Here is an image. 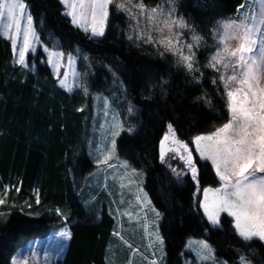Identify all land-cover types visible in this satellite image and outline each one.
<instances>
[{
  "label": "trees",
  "instance_id": "trees-1",
  "mask_svg": "<svg viewBox=\"0 0 264 264\" xmlns=\"http://www.w3.org/2000/svg\"><path fill=\"white\" fill-rule=\"evenodd\" d=\"M25 2L44 46L57 44L65 54L78 51L86 56L92 93L112 94L106 81L114 74L136 108L135 131L117 140V152L144 173V189L162 216L159 230L166 264H185L182 255L188 258L184 248L192 238L204 239L216 261L239 264L243 256L250 264H264V245L258 240L246 244L227 216L221 217L219 228H211L204 219L197 189L216 185L206 162L197 161L198 183L190 177L176 181L159 162V142L169 123L178 138L190 142L195 135L227 122L219 75L209 69L203 71L202 79L201 73H195L194 80L185 69L177 70L171 54L161 57L152 45L129 40L128 16L114 7H110L105 35L93 39L72 26L58 0ZM160 2L143 0L148 8ZM243 4L244 0H177L176 8L206 44L216 23L235 15ZM197 59L201 61L203 55ZM33 60L35 69L15 65L11 43L0 35V195L5 187L11 189L0 205V264H10L23 239L45 236L60 224L57 209L67 218L71 238L56 264H108L114 218L103 205L99 218L89 219L76 194L95 169L82 151L89 98L82 90L68 93L61 89L42 62L40 50ZM205 93L213 108L197 99ZM114 251L118 254L112 249L110 259Z\"/></svg>",
  "mask_w": 264,
  "mask_h": 264
},
{
  "label": "snow or ice",
  "instance_id": "snow-or-ice-1",
  "mask_svg": "<svg viewBox=\"0 0 264 264\" xmlns=\"http://www.w3.org/2000/svg\"><path fill=\"white\" fill-rule=\"evenodd\" d=\"M167 2L170 7L165 10L162 4L149 9L143 0H60L66 9L64 15L71 18L72 25L85 33L90 32L92 37L105 35L110 7H114L117 12L125 13L135 21L130 26L132 33L128 35L129 40H133L135 34L138 45L139 43L152 45L161 57H165L166 53L171 54L176 58L177 70L185 69L195 80V73L200 71L196 66L198 63L196 50L201 46L203 37L196 34L183 17L176 16L175 0H167ZM243 7L244 5H241V8ZM141 20L147 21L149 25L147 29L140 27ZM260 23L264 24V17H261ZM185 29L192 32V43L183 40ZM0 35L11 41L15 65L27 69L26 57L30 52L37 50L36 45L40 43L41 38L34 28V19L25 0H0ZM213 38L217 41L216 51L205 67L219 73L220 85L224 90L222 99L226 101L228 119L214 131L197 134L191 141L199 158L211 163L219 180V187L203 188V200L197 199V203L213 227L221 225V214L226 213L231 217L235 233L246 244L254 238L264 242V45L261 44L264 30L256 23H247L245 17L239 22H224L219 33L214 30ZM60 47L62 49V45ZM44 52L48 55L47 63L54 69V75L59 77L61 61L65 53L55 49L49 51L47 47L44 48ZM72 55V53L67 54L69 67L73 62ZM71 75L70 82L69 72L65 71L63 79L58 80L59 87L68 92L73 91L74 88H82L87 93L89 85L84 78L75 71ZM203 75L201 72V79ZM195 82L200 83L198 80ZM166 83L165 81L161 84L162 90ZM213 84L216 85V79H213ZM217 89L219 90V85ZM197 99H203L209 108L214 107L207 93ZM108 107L106 101V116ZM128 111L131 115L136 110L130 104ZM167 128V133L159 142L160 163H167L166 157L172 153L198 183V168L189 143L178 138L171 123ZM124 130L123 122L117 116H113L109 128L110 147L107 145L104 147L98 165L112 167L109 161L117 152L116 137ZM127 131L132 134L135 129L129 127ZM120 167L124 168L127 174L131 165L124 161ZM171 170L179 178L181 173L175 168ZM131 173L139 174L134 168L131 169ZM123 179L124 177H121V180ZM10 190L9 187H5V196ZM197 190L199 191V188ZM15 191L19 193L20 189L16 188ZM136 201L141 209H147L151 205L142 187L138 189ZM36 202L37 204L40 202L38 197ZM4 204L5 199L0 198V205ZM151 211L159 220L161 214L154 207ZM56 214L62 215L59 209L56 210ZM144 228L146 232L150 231L148 223L144 224ZM55 237L66 241L71 238V233L61 229ZM154 237L162 246L163 240L160 239L158 228ZM59 250H63L62 245H59ZM194 251L201 262L211 259L212 264H222L215 260L214 250L204 241H200ZM30 255L31 260L28 256L17 253L12 256L10 264H39L38 254L30 250ZM150 264H157V260L152 259ZM239 264H250V262L242 256Z\"/></svg>",
  "mask_w": 264,
  "mask_h": 264
},
{
  "label": "rangeland",
  "instance_id": "rangeland-1",
  "mask_svg": "<svg viewBox=\"0 0 264 264\" xmlns=\"http://www.w3.org/2000/svg\"><path fill=\"white\" fill-rule=\"evenodd\" d=\"M58 1L60 2V0ZM176 2L177 0H175V7H176ZM161 4L163 5L165 10H167L168 7H170L167 0H161L159 5ZM243 5L244 7L240 8L235 15L220 20L216 23V25L211 30V34L206 44L200 42L201 46L196 50L197 58L198 55L200 54L203 55V59L201 61L197 59L198 63L196 66L200 69V71H197L198 73H201L209 69L212 70L211 68L205 67V65L208 63L210 57L216 51L217 41L213 38V32L215 30L217 33H219L221 31V25L224 22H228V21L239 22L240 19H244L246 17L247 23L249 24L256 23L258 27H261V29L264 30V24L260 23L261 17H264V0H244ZM62 7H63V15H64L66 9L64 5H62ZM176 16L181 17L177 12H176ZM65 17L68 18L71 22L70 17L67 16ZM128 20H129L128 22V35H129L130 33H132V28L130 26L133 25L135 21L131 20L129 17ZM23 23L24 21H22V24ZM106 27H107V23H106ZM140 27L147 29L149 25L147 21L141 20ZM34 28L37 31L35 23H34ZM86 34H88L93 39H101L103 37V36L92 37L90 32ZM153 35L157 36L156 33H153ZM1 37L4 38L2 35ZM191 37H192V32L188 31L187 29L183 30L184 41H186L187 43H192L193 41ZM133 39H135V34H133ZM5 40L11 43L10 40L8 39ZM261 44L264 45V38H262ZM45 47L46 46H44L40 41V43L36 45L37 50L35 52H30L27 55L26 57L28 61L27 69L29 68L35 69L36 63L33 59H35L38 50H40L41 53L43 54L42 62L46 64V66L50 69L51 75L56 81L57 85H58V80L63 79V73L65 71L69 72L70 82L72 80L71 73L73 71L80 74L86 82L90 79L91 73L89 72V69L85 67V64L88 63L86 56H82L78 51L72 53L73 62L71 67H69L68 65L67 54H65L64 59L61 61L62 67L59 77L54 75V69L51 67V65L47 63L48 55L47 53L44 52ZM47 48L49 49V51H52L54 49L57 51H61L57 44L54 45L53 47L50 48L47 47ZM161 51H163V49H161ZM12 53H13V49H12ZM30 57L31 60H29ZM13 58L15 63L14 53H13ZM80 59H82L80 65L81 69L79 68V64H78ZM217 74L219 75V73ZM110 77L111 78H109L106 81L108 85L107 86L108 91L112 93L109 96H106L104 94L92 93L90 90L86 93L82 88H74L73 91L71 92L66 91L68 93H72L78 90H82V92L89 98L90 101L89 115L86 121V129H85L86 135L82 146L83 149L82 151H83V155L95 165V169L87 176L85 183L77 188L76 194L78 195L79 201L84 206V210L86 211L89 219L92 220L98 219L103 205H105L108 208V212L114 218V228L112 230V235H111L112 242L110 243L111 246H109L107 250L106 260L108 264H150V261L152 259H156L157 264H166L164 243L161 246L158 242L155 241V237H154V233L156 229L158 228L159 230L162 216L160 215L159 220L156 219L155 214L151 211V208L154 207L152 203L147 209H141L136 201V194L138 193V189L140 187H142L144 192H146L144 189V182H145L144 173L134 168L136 172L139 174L133 175L131 173V169L133 167L131 166V168L127 170V174H126V170L120 167V165L122 164V162L127 160L121 158L118 155V152H116L114 158L111 161H109L112 167H108L106 165H98V161L102 159L101 153L104 147L106 145L110 147L111 136H110L109 128L112 123L113 116H117V118L121 122H123L125 126V130L121 132L120 136L116 137V140H118L124 133L129 134L127 128L129 127L134 128L132 124V119L136 115V111L134 114L131 115L129 114L128 109L130 103L126 99L125 88L123 87V85L118 82L114 74H110ZM106 101L108 102L109 105V107L107 108V112H108L107 116L105 115ZM102 125L103 127H101ZM215 129L216 128L210 130L207 133H210ZM167 131L168 128L166 127L164 135L167 133ZM191 141L192 139L190 140V142L187 143H189L190 150L193 152L194 161L196 162V164L197 161L205 162L199 158V154L196 153L195 151V145L192 144ZM158 154H159V147H158ZM166 159H167V163L165 164L160 163V164L176 181L181 182L186 177H190L192 179L191 172L184 166V164L177 157H174L172 153H169ZM206 163L209 165L213 175L215 176L214 170L211 167V163L210 162H206ZM173 168H175L179 173H181L179 178L177 177V175H175L172 172L171 169ZM84 169L86 170V168ZM121 177H124V179L121 180ZM215 179H216L215 186L213 187L207 186L203 188L219 187V180L216 176ZM203 188H201L198 191L199 200H203ZM3 197L6 200L4 193L2 196L0 195V198ZM200 211L204 219L207 221L208 225L211 228L220 227V226L213 227L208 222L207 218L204 216L203 210L200 209ZM55 215L57 216L56 212ZM223 215L227 216L226 213H222L221 217ZM57 217H59L60 220L62 221L60 224L50 228L45 236L23 239L19 244V246L16 248L14 255H16L17 253H22L23 256H28L29 259L31 260V255H30V250H31V251H35L38 254L39 264H56L57 261L61 260L64 257L65 251L69 243V239L66 241L58 240L56 239L55 234L58 233L59 230L61 229H66L69 231V226H68V222L66 223L67 218L65 216L61 215ZM228 218L231 220V217ZM5 220H7V217ZM1 222L2 221L0 220V223ZM145 223H148L149 225L150 231L148 232L145 231L144 228ZM159 236L160 239H162L160 235V230H159ZM253 240H258V239L254 238ZM200 241H204L205 243H207L204 239L201 238L200 239L192 238L186 242L184 252L188 253L187 254L188 258H185L182 255L184 260L186 259L184 262L185 264H212L211 259L205 262H201L200 260L197 259L194 249H197ZM261 243L264 245V242ZM59 245L63 246L62 251L59 250ZM112 249L117 250L118 254L116 255V252L114 251L115 255L113 258L110 259L109 254L112 252ZM45 255H47V260H45ZM213 256H214V251H213Z\"/></svg>",
  "mask_w": 264,
  "mask_h": 264
}]
</instances>
